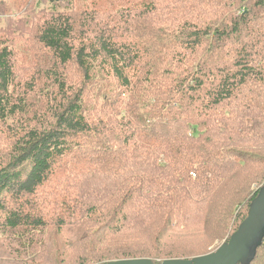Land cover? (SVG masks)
Returning <instances> with one entry per match:
<instances>
[{
  "label": "trees",
  "instance_id": "1",
  "mask_svg": "<svg viewBox=\"0 0 264 264\" xmlns=\"http://www.w3.org/2000/svg\"><path fill=\"white\" fill-rule=\"evenodd\" d=\"M262 190L264 0H0V264L188 260Z\"/></svg>",
  "mask_w": 264,
  "mask_h": 264
},
{
  "label": "water",
  "instance_id": "2",
  "mask_svg": "<svg viewBox=\"0 0 264 264\" xmlns=\"http://www.w3.org/2000/svg\"><path fill=\"white\" fill-rule=\"evenodd\" d=\"M251 209L243 223L228 241H225L215 251L188 260H165L159 264H237L243 260L256 242L264 225V190L251 204ZM108 264H155L145 258L119 259Z\"/></svg>",
  "mask_w": 264,
  "mask_h": 264
},
{
  "label": "rangeland",
  "instance_id": "3",
  "mask_svg": "<svg viewBox=\"0 0 264 264\" xmlns=\"http://www.w3.org/2000/svg\"><path fill=\"white\" fill-rule=\"evenodd\" d=\"M5 2H7L8 4H9V6H11V8L12 7H16L17 6V4H18V0H4ZM109 1H120V0H109ZM102 4H104V2L102 3ZM115 4V3H114ZM15 15V12H12V14L10 15V16H14ZM6 22L5 21H3L2 22V24H5ZM25 61H27V62H29V59H27V60H25ZM254 244H252L251 246H250V250H249V252L251 251V247L253 246ZM248 252V253H249Z\"/></svg>",
  "mask_w": 264,
  "mask_h": 264
}]
</instances>
